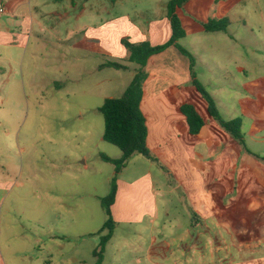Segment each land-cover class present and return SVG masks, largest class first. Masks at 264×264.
<instances>
[{
  "label": "crops",
  "instance_id": "crops-1",
  "mask_svg": "<svg viewBox=\"0 0 264 264\" xmlns=\"http://www.w3.org/2000/svg\"><path fill=\"white\" fill-rule=\"evenodd\" d=\"M91 1L95 0H0L2 83L15 78L23 85L46 78L58 89L62 80L54 70L57 46L86 40L95 41L106 58L96 70L111 68L100 67L107 62L123 63L128 67L125 71H132L131 81L136 65L128 62L122 38L155 46L172 36L167 17L170 0L154 1L158 11L143 20L115 13L124 1L113 0L110 18L84 24V17L99 15ZM246 2L188 0L176 8L185 32L178 43L194 56L196 78L205 89L200 76L204 68L224 79L223 91L240 95L235 90H244L240 85L249 68L243 44ZM136 13L142 14L141 9L136 8ZM211 19H227L226 30L206 32L203 25ZM202 43L209 58L197 46ZM144 70L140 107L147 146L155 157L148 160L156 167L131 179L122 177L126 167L118 173L111 206L115 227L101 264H264V162L259 158L263 155L242 146L210 116L207 103L192 85L189 59L175 46L152 55ZM128 84L102 99L121 96ZM206 91L219 110L218 100ZM185 103L192 104L204 122L197 135L190 134L180 111ZM230 119L234 118L224 120ZM14 172L15 159L0 162V264H89L87 254L83 257L78 251L83 238L73 241L63 234L64 225L72 221L71 206L58 205L52 198V223L40 225L33 211H39L34 203L42 195L15 187ZM120 226L124 233L118 236ZM88 244L93 258L99 243Z\"/></svg>",
  "mask_w": 264,
  "mask_h": 264
},
{
  "label": "rangeland",
  "instance_id": "rangeland-1",
  "mask_svg": "<svg viewBox=\"0 0 264 264\" xmlns=\"http://www.w3.org/2000/svg\"><path fill=\"white\" fill-rule=\"evenodd\" d=\"M123 1L115 13L129 14L132 20L147 19L158 11L156 0L151 3L149 0ZM112 4L113 0L91 1L90 5L99 10V15L84 17V24L110 18ZM136 8L142 14L136 13ZM243 10L247 13V38L243 44L249 66L248 77L240 85L244 90L241 87L235 90L240 95L223 91L224 79L212 76L206 68L200 71V76L206 90L218 100L221 116L224 119L240 117L246 147L264 156V0H247ZM94 42L86 40L57 46L54 70L62 80L57 82L58 89L46 82V78L23 85L15 78L9 83H2L0 79V162L7 164L15 159L13 180L17 184L14 186L37 190L42 195L34 203L39 211L36 208L33 211L40 225L49 227L52 223V198L55 197L58 205L71 206L72 221L64 225L66 233L63 234L71 235L73 241L83 238L78 251L83 257L87 254L89 264H95V258L90 257L88 243H99L100 236L105 234H99L107 218L101 198L109 194L111 180L118 176L114 164L104 161L102 155L112 159L121 156L118 147L102 139L104 119L99 108L103 96L128 84L132 74L131 70H96L106 58ZM204 44L197 46L204 58H209ZM216 81L222 88L219 89ZM150 163L135 154L127 161L122 177L131 179L141 171L156 167ZM154 171L157 170L154 168ZM28 203H25L26 210H30ZM116 233L123 235V227H118Z\"/></svg>",
  "mask_w": 264,
  "mask_h": 264
},
{
  "label": "trees",
  "instance_id": "trees-1",
  "mask_svg": "<svg viewBox=\"0 0 264 264\" xmlns=\"http://www.w3.org/2000/svg\"><path fill=\"white\" fill-rule=\"evenodd\" d=\"M186 1L188 0H170L167 4V17L172 28V36L167 42L154 46L147 41L133 43L127 38H122L121 40L122 45L129 53L128 62L136 65V70L123 94L119 97L104 99L99 108L104 119L102 139L118 147L121 151L119 159H112L105 155H102V159L113 163L117 174L126 166L127 161L134 154H140L152 161L155 160V157L147 146L146 119L140 107L142 86L147 77L144 68L152 55L158 54L170 46H175L189 59L192 85L207 103V110L210 116L216 120L226 132L245 147L242 132V119L237 117L224 120L221 117L215 100L196 78V73L194 71V56L178 43V40L185 36V32L175 11L176 8L182 6ZM227 26V19H211L203 25L206 32L224 31ZM100 67H111L121 70L128 68L125 64L119 62H107ZM180 111L186 117L190 134H199L204 122L195 107L190 103H185L180 106ZM259 158L264 162V156H260ZM116 181L117 177H113L109 194L101 198V204L107 218L99 231V234L102 232H105V234L100 236L99 244L93 252L95 264L102 263L105 247L113 235L115 222L112 217L111 206L116 196Z\"/></svg>",
  "mask_w": 264,
  "mask_h": 264
},
{
  "label": "built area",
  "instance_id": "built-area-1",
  "mask_svg": "<svg viewBox=\"0 0 264 264\" xmlns=\"http://www.w3.org/2000/svg\"><path fill=\"white\" fill-rule=\"evenodd\" d=\"M4 12V7L2 5V3L0 2V14Z\"/></svg>",
  "mask_w": 264,
  "mask_h": 264
}]
</instances>
